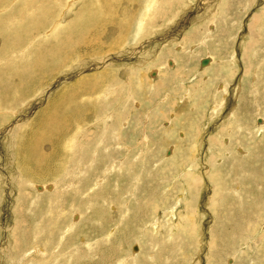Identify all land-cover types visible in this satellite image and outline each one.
<instances>
[{
	"label": "rangeland",
	"instance_id": "374dc122",
	"mask_svg": "<svg viewBox=\"0 0 264 264\" xmlns=\"http://www.w3.org/2000/svg\"><path fill=\"white\" fill-rule=\"evenodd\" d=\"M0 264H264V0H0Z\"/></svg>",
	"mask_w": 264,
	"mask_h": 264
},
{
	"label": "bare ground",
	"instance_id": "6f19581e",
	"mask_svg": "<svg viewBox=\"0 0 264 264\" xmlns=\"http://www.w3.org/2000/svg\"><path fill=\"white\" fill-rule=\"evenodd\" d=\"M150 2V1H149ZM148 2V3H149ZM151 3V4H150ZM149 4H147V9H150V8H152V5H155V1L154 2H150ZM151 5V6H150ZM183 8H185V6L183 7ZM257 17H254V18H252L251 19V22L250 23H248L249 24V27H248V34H247V36L249 37V42H248V44H247V51L245 50V45H242V47L239 49V50H241L242 49V51H243V61L245 62L246 61V57L248 56V53L249 52H251V51H253L254 50V48H255V41H257V36H256V33H255V30H256V27H257ZM140 25H141V23H140ZM91 42V41H90ZM82 43V42H81ZM96 43V42H95ZM90 44V43H89ZM94 44V43H93ZM85 45H86V43H85ZM83 46H84V44H83ZM91 46V45H90ZM94 46V45H93ZM85 47V46H84ZM87 48V47H86ZM183 48V47H182ZM238 50V51H239ZM238 53V52H237ZM235 59V58H234ZM233 60V59H232ZM231 63V62H230ZM251 63V62H250ZM249 63V64H250ZM235 64V63H234ZM244 65H245V63H244ZM246 65H248V64H246ZM234 69V68H233ZM232 69V70H233ZM246 70V69H245ZM224 71H227V69L226 70H224ZM228 74V73H227ZM96 83V82H95ZM195 106V105H194ZM207 115V114H206ZM259 126V125H258ZM261 127V126H260ZM263 128V127H262ZM261 128V129H262ZM226 129H228V127H220L219 128V130H217V134H216V136L215 135H211L209 138H208V142L207 143H209L212 147H214V148H216V147H219V148H221V149H223L224 151H225V153H227V154H229V153H231L230 151H226L227 150V147H226V143H225V141H223V138L222 137H220L219 139L217 138V135H219L220 136V133H222V134H226L225 136H228V134H230V130L231 129H229V130H226ZM212 130V129H211ZM258 130H260V128H258ZM257 131V130H256ZM190 136V135H189ZM222 136V135H221ZM224 136V135H223ZM222 138V139H221ZM230 138V137H229ZM193 139V137L191 138V140ZM228 140V139H227ZM188 142H190V139H189V141ZM193 142V141H192ZM76 144V143H75ZM190 144H191V142H190ZM192 146H194L195 147V145H192ZM191 146V147H192ZM190 148V147H189ZM194 149V148H193ZM216 150H218V149H216ZM224 153V152H223ZM224 153V154H225ZM211 154H216V155H218V151H215L214 149H213V152L211 153ZM216 158H218V156H215V155H212L210 158H209V162H210V164L212 165V166H214V161H215V159ZM37 167V166H36ZM31 168V167H30ZM34 168V167H33ZM34 170V169H33ZM185 176H186V178L187 179H189V184H188V187L189 188H193L194 190H198L199 189V179H198V177H197V175L196 176H193L192 174H190V173H186L185 172ZM187 206H188V204H187ZM194 213V212H193ZM193 213H191V214H193ZM188 214V213H187ZM192 217V216H191ZM180 219H182L183 220V216H180ZM192 221V220H191ZM185 227V226H184ZM188 227H190V226H188ZM187 228V227H186ZM185 228V229H186ZM189 231H190V229H189Z\"/></svg>",
	"mask_w": 264,
	"mask_h": 264
},
{
	"label": "water",
	"instance_id": "95a60500",
	"mask_svg": "<svg viewBox=\"0 0 264 264\" xmlns=\"http://www.w3.org/2000/svg\"><path fill=\"white\" fill-rule=\"evenodd\" d=\"M133 249H134V250H136V249H137V247H136V246H134V247H133Z\"/></svg>",
	"mask_w": 264,
	"mask_h": 264
}]
</instances>
